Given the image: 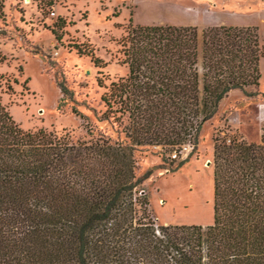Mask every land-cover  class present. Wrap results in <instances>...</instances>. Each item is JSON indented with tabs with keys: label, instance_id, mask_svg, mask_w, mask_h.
I'll use <instances>...</instances> for the list:
<instances>
[{
	"label": "trees",
	"instance_id": "1",
	"mask_svg": "<svg viewBox=\"0 0 264 264\" xmlns=\"http://www.w3.org/2000/svg\"><path fill=\"white\" fill-rule=\"evenodd\" d=\"M133 16L121 39L127 75L102 96L123 139L22 130L2 104L12 86L0 75V264H264V122L257 143L213 137L207 227L155 223L134 157L138 147L195 144L231 91L258 95L257 23L199 32Z\"/></svg>",
	"mask_w": 264,
	"mask_h": 264
},
{
	"label": "rangeland",
	"instance_id": "2",
	"mask_svg": "<svg viewBox=\"0 0 264 264\" xmlns=\"http://www.w3.org/2000/svg\"><path fill=\"white\" fill-rule=\"evenodd\" d=\"M220 10L253 14L230 22L257 23L264 44V0H0V53L5 58L0 75L12 86L2 104L24 131L46 129L88 140L91 130L92 135L123 139L122 125L108 113L102 96L111 82L127 75L120 50L130 14L137 24H185L201 32L220 21ZM91 57L99 60L97 66ZM260 72L258 95L250 96L252 89L231 91L200 127L195 144H185L187 154L179 155L178 148H136V174L144 179L141 188L155 223L212 224L213 137L236 133L259 142L264 59Z\"/></svg>",
	"mask_w": 264,
	"mask_h": 264
},
{
	"label": "crops",
	"instance_id": "3",
	"mask_svg": "<svg viewBox=\"0 0 264 264\" xmlns=\"http://www.w3.org/2000/svg\"><path fill=\"white\" fill-rule=\"evenodd\" d=\"M220 15V22L219 23H224V24H240V23H236V22H230L231 18H239V16H249V15H253L251 13L249 14H245V15H241V14H236L233 12H228L225 10H220V12L218 13ZM258 15V13H257ZM258 26V24H257Z\"/></svg>",
	"mask_w": 264,
	"mask_h": 264
},
{
	"label": "built area",
	"instance_id": "4",
	"mask_svg": "<svg viewBox=\"0 0 264 264\" xmlns=\"http://www.w3.org/2000/svg\"><path fill=\"white\" fill-rule=\"evenodd\" d=\"M54 14L53 13H51V16H53ZM178 150H179V155H182V154H187L188 152H189V150H190V147H189V145H182L180 148H178ZM178 157V154L177 153H174L173 155H172V158L173 159H176Z\"/></svg>",
	"mask_w": 264,
	"mask_h": 264
}]
</instances>
